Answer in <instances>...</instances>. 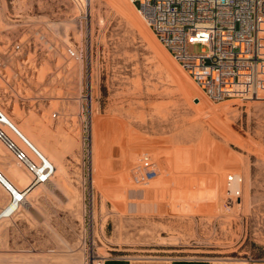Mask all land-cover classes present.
Wrapping results in <instances>:
<instances>
[{
    "label": "rangeland",
    "instance_id": "rangeland-1",
    "mask_svg": "<svg viewBox=\"0 0 264 264\" xmlns=\"http://www.w3.org/2000/svg\"><path fill=\"white\" fill-rule=\"evenodd\" d=\"M35 28L55 49L9 55ZM0 51V112L55 166L0 219V264L264 260L263 90L211 100L131 0H0ZM0 169L30 181L1 141Z\"/></svg>",
    "mask_w": 264,
    "mask_h": 264
},
{
    "label": "built area",
    "instance_id": "built-area-1",
    "mask_svg": "<svg viewBox=\"0 0 264 264\" xmlns=\"http://www.w3.org/2000/svg\"><path fill=\"white\" fill-rule=\"evenodd\" d=\"M159 41L214 102L246 99L264 91V0H131ZM33 39L21 38L10 49L38 44L46 51L55 42L40 28ZM200 43L201 51L190 45ZM68 53L77 56L69 47ZM8 52V51H7ZM6 52L0 51V61ZM55 112L53 116H57ZM16 138H14L13 136ZM0 141L31 174L28 187L49 180L55 166L0 112ZM0 185L14 195L0 169ZM25 194H23L24 196Z\"/></svg>",
    "mask_w": 264,
    "mask_h": 264
},
{
    "label": "crops",
    "instance_id": "crops-1",
    "mask_svg": "<svg viewBox=\"0 0 264 264\" xmlns=\"http://www.w3.org/2000/svg\"><path fill=\"white\" fill-rule=\"evenodd\" d=\"M27 186H23L22 189L27 188ZM10 200L9 192L0 185V211ZM100 264H264V260L251 262L248 260L212 259L207 257L110 256Z\"/></svg>",
    "mask_w": 264,
    "mask_h": 264
},
{
    "label": "bare ground",
    "instance_id": "bare-ground-1",
    "mask_svg": "<svg viewBox=\"0 0 264 264\" xmlns=\"http://www.w3.org/2000/svg\"><path fill=\"white\" fill-rule=\"evenodd\" d=\"M91 2L92 0H85V5L89 6ZM5 180L7 181V183H9L12 186L14 190V195L12 196V199L10 200V202L6 206H4L2 210L0 211V219L3 217L11 216L13 213L18 211L20 207L26 202V199H27L26 195L31 188L33 189L34 186L36 187L37 185H40V184H46V185L51 184V179H49V180L37 183L36 185L32 187H28L29 186L28 184L27 188L22 189L21 186L17 182H15V180H13L10 176H8V174H5ZM23 194L25 195L23 196Z\"/></svg>",
    "mask_w": 264,
    "mask_h": 264
},
{
    "label": "water",
    "instance_id": "water-1",
    "mask_svg": "<svg viewBox=\"0 0 264 264\" xmlns=\"http://www.w3.org/2000/svg\"><path fill=\"white\" fill-rule=\"evenodd\" d=\"M196 101H198V99H196Z\"/></svg>",
    "mask_w": 264,
    "mask_h": 264
}]
</instances>
